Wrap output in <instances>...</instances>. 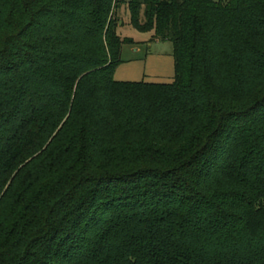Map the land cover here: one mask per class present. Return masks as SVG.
<instances>
[{"label": "trees", "instance_id": "1", "mask_svg": "<svg viewBox=\"0 0 264 264\" xmlns=\"http://www.w3.org/2000/svg\"><path fill=\"white\" fill-rule=\"evenodd\" d=\"M122 4L0 0V264H264V0Z\"/></svg>", "mask_w": 264, "mask_h": 264}, {"label": "rangeland", "instance_id": "2", "mask_svg": "<svg viewBox=\"0 0 264 264\" xmlns=\"http://www.w3.org/2000/svg\"><path fill=\"white\" fill-rule=\"evenodd\" d=\"M122 5L116 11V34L130 38L133 46L121 48V63L115 68L113 79L116 82H145L169 84L174 77L172 45L167 41H151L152 33H139L129 25V13L126 4L129 0H120ZM218 1V0H214Z\"/></svg>", "mask_w": 264, "mask_h": 264}]
</instances>
